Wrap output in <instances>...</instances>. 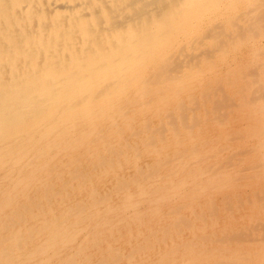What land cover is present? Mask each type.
<instances>
[{
	"label": "bare ground",
	"instance_id": "bare-ground-1",
	"mask_svg": "<svg viewBox=\"0 0 264 264\" xmlns=\"http://www.w3.org/2000/svg\"><path fill=\"white\" fill-rule=\"evenodd\" d=\"M221 1L230 3V0H0V264H264V184L258 188L257 186L254 188L251 187V190L253 189L251 198H247L248 194H246L247 197L244 196L246 197L244 200L242 196L235 194V191H233L234 194L232 193V195L234 197L225 200V202L222 200L223 209L221 211L223 217L221 218L222 220L220 219L222 222L219 220L220 213L218 208L214 206L212 202L213 199L209 200V202L207 201L208 206H206V212L202 213L199 209V213L193 214L194 220L184 218L180 216V214H173L175 217L166 220V215L164 217L158 214L159 217L156 216L157 218H155L159 221L158 224L147 226V224L144 223L147 226L144 235L140 234L138 240L134 238L135 241L131 240V234L133 232L130 233L132 229L128 228L131 221L129 225H127V221L125 223L123 219H131L133 221L142 220V214L140 215L136 207H134L137 200L135 204H133L134 202L131 203L130 206L133 204L132 207H128L132 192L128 190L131 188V186H128L130 181H125L122 178L125 174L129 173L128 168L121 166L122 164L117 162V156L125 152L128 147H131L130 145L128 146L127 135L124 136L123 133L126 130H130L131 134H133L132 130L135 128H133L135 119L131 112L138 108L142 109L148 103L154 106L150 102L152 101L151 98L157 100L159 95L162 94H160V91L162 89H168L169 85H174L175 83V90H177L179 82L181 81V70L177 66L174 67V69L178 68V70H174L175 72L172 73L169 68L176 61L179 60L181 62L176 56L175 51L180 49L185 56L186 54L188 56V54L192 52H189L190 49L187 44L191 37L186 38V35L191 32L198 33L199 27L206 30V26H209L208 24L211 22L213 25H218L219 21H217L218 23L214 22L217 18L214 19L210 16V13L213 12H209V10L217 3H221ZM240 1L243 2V4L245 3L246 9L249 8L248 10L251 11L253 16L256 15L255 13L258 14L260 12V14L256 16L259 20H263L261 16H264V10L262 11V9H264V0ZM235 2L234 4H239L237 3L238 0H235ZM229 3L226 4L228 7L230 6ZM232 4L233 3H231V6L235 7V5ZM243 4L241 3V5ZM221 5L222 8L226 6L223 4ZM225 10L226 9H224V12ZM248 10L239 11V14H234L233 17L235 18V22L238 19L247 24H245L246 27H240L241 24H238L239 27H235L240 29L243 28V31H245L244 28H246V32L249 34L250 30L247 26L250 25V21L248 20L249 22H245V20H243V18H245L243 16H247L246 12ZM229 11H227V13ZM233 11L234 10L231 9L232 13ZM243 12H245L246 15L243 14ZM253 16H249L251 21ZM229 21L230 19H228V22ZM251 23H253V21ZM257 23L258 24H254L255 26H253V24L249 26L252 30L249 35L257 30V26L260 25V23L264 27V21H260V23L258 21ZM221 24L222 22L219 24V28H222ZM231 24L234 25L232 22ZM212 28L213 26L211 29L207 27V29L211 30L209 34L206 32L207 30L201 33H207L206 36L210 35L208 37L214 40L213 43H216L222 36L224 39V36H227V40H229L228 34H230V31L228 34L224 33L227 34L224 35L221 33V30H219L221 34L218 33L216 27L213 29L214 31H212ZM238 28L235 30L239 31V33L240 31L242 32V30ZM261 31L264 30L261 29ZM258 32L259 30L255 31L254 34L258 35ZM260 32L259 34H261ZM244 33H242V36L240 33L237 37L239 38L241 36L242 38ZM262 34L258 37L260 38L263 36L264 40V35ZM203 36H192L196 38L190 41V46L191 43H193L192 46H196L195 48H197V46L204 47L203 44L205 41L203 38L205 36ZM230 37L231 36H229V38ZM223 38L222 41H225L226 39L223 40ZM232 38L235 40L236 37L232 35L230 43L232 42ZM227 40L225 42H227ZM244 40L246 39H243V41ZM253 40L255 41L256 38ZM220 41H217L219 43L218 45H220ZM254 41H250L251 44ZM234 42L236 43V40ZM262 42L263 41H261V43ZM212 45L213 44H211V46ZM253 46H255V43ZM213 47L214 45L212 48ZM216 47L215 45V48ZM219 48L220 47H218L217 50L221 49ZM223 48L226 49L224 44L222 46V49ZM204 49H206V47L203 49L201 48L202 51H200L199 48V51L202 53ZM206 50L208 51V49ZM261 50L259 48V54H263L264 49L262 50L263 52H261ZM212 51H216V49L213 48ZM255 51H258V49ZM225 52L227 51L222 50V53H220L225 54ZM205 54L202 53V55H204L202 56L203 58L206 56V58L210 57H208L209 54H207L206 51ZM190 55L193 56V53H190ZM247 55L249 56V54ZM243 56H245V54ZM181 57L183 59V55ZM249 57L254 58L253 56ZM252 58H250V60ZM187 59L186 62L190 65L192 58L187 57ZM258 59H260V57ZM232 60L233 59H231V61ZM197 62H199V60ZM251 62H256V59L255 61L251 60ZM211 63L213 64V62ZM256 64L258 65L259 63L257 62ZM262 64L264 66V63ZM262 64L260 63V66ZM193 65L197 66L195 64ZM182 66L183 68L185 67L184 65ZM251 67L254 72L256 69L253 65ZM190 68H193V66L190 65ZM242 68L239 70L241 73ZM258 68V71L264 69ZM167 70H169V72H167ZM246 70L248 71L249 68ZM252 70H250V74ZM253 72L251 76L248 75L251 79L255 77ZM252 75L254 77H252ZM214 76H216V74ZM187 77H189V75ZM256 79L254 80L256 81ZM260 79L264 80V73L260 76ZM254 80L252 84L256 85L259 83V80L256 82ZM207 81H204V83ZM202 83L203 82L199 84ZM247 84L246 86H248ZM255 85H253L252 88L250 87L251 91L254 89ZM240 86L241 89L238 90L237 93L235 91V95L231 96L229 94L228 97H223L226 95L223 94L222 89L221 94L224 100L219 99L218 101L217 97H214V100L220 103L218 105L222 104V106H216L211 112L216 108L217 110L219 108L224 110L225 108L224 111L230 113L229 110L231 111V109L244 104H249L253 109H257L256 106H259V103H261L258 111L263 115L258 118L262 119L264 117V97H259L257 100L253 96L256 97L254 92L261 89L262 86V90L264 91V84H262L261 87L259 84L256 85V91L253 90L254 92L252 93L254 94L253 96L250 95V88L244 90L245 86ZM192 88L193 87H191V89ZM193 90H195V88ZM215 90H218V86L213 88V95L215 94ZM262 90L259 91V93H262ZM191 93L188 95L186 94L187 98ZM221 94L219 95L221 96ZM199 95L200 97L202 96L200 93ZM207 96L208 94H205L204 99H207ZM181 97L179 98V103L178 100L176 102L173 100L178 106H180V104L182 106L183 104ZM190 97H194L192 100L194 103L193 105L196 107L193 106V108H198L196 96ZM173 98H175V96ZM207 100H209L212 105L216 104V101L212 100L211 97ZM254 100L256 101L254 102ZM171 104L172 103L169 105ZM178 106L177 108L181 111L180 109L182 107ZM185 108L189 107L185 106ZM185 108L183 107L182 110H185ZM205 110L206 109L203 107V112ZM167 112L168 110L165 113L167 114ZM206 112L207 110L204 114ZM217 112L219 111H216L217 117L212 114L211 119H213V121L219 120L221 124H223L221 120L223 113L221 112L222 114L220 116V112L219 114H217ZM226 112L223 115V121L226 119ZM183 114L181 117H185L186 120V116ZM179 115L180 113H178V116ZM178 116L171 112L166 118V124L171 126L172 124L174 125V123L176 124L177 118L180 117ZM193 116L194 115H192V117ZM218 116H220V118ZM192 117L190 118L192 119ZM258 118H256V120ZM158 119V121H160V118ZM181 119L186 125L185 120H183L184 118ZM193 120H191V123L195 121V123H197L195 117H193ZM204 120L206 119L204 118ZM180 121L179 125L182 126ZM217 121L215 123H219L218 125H220V122ZM261 121L262 126L259 125V122L258 125L260 128L258 131H255L256 133L250 131L247 134L249 141L254 143V148H252V143H249L251 146L248 144V147L252 148L249 151H252L248 154L249 157L246 161L241 163L242 159H239L241 162L237 161L236 164H238V166L236 167H231V165H236L235 163L229 165L226 163L225 165L222 164V166L217 164L216 170L225 172V178L227 180H231L233 179L232 176L234 177L239 174H245L249 180L257 178L258 176L256 174L261 175V178L262 175H264V119ZM139 122H141V119L138 123ZM145 122L146 120H143V122L139 123L140 127L138 125H136V127L138 126L139 130L143 127L145 129L144 131L150 134L156 131H152L151 129L154 125L150 129H146L148 127L145 126ZM158 123L159 126L157 127L159 128L162 122ZM226 123H228V121H226ZM194 125H186V129L188 130ZM157 127L156 129L158 130ZM173 128L174 127H172V129ZM161 129L163 128H159L160 132ZM175 130L177 131V129ZM171 132L174 131L172 130ZM184 132H186V130ZM233 132L236 133L235 130ZM134 135L135 134H133V136ZM156 135L157 134L150 137L156 139L158 137ZM190 136L189 139L191 142H188V145H190L189 147L192 145L195 147L193 143L196 142L192 143L191 140L193 135ZM225 136L228 138L230 135ZM239 136L240 135H237V139ZM147 137L148 136H146V138ZM234 137L236 138V135H234ZM143 140L145 139L143 138ZM96 141L101 147L96 146ZM178 141L180 140L176 142L178 143ZM157 142H159V140ZM208 142L211 143L210 141ZM143 143L144 141L142 144ZM180 143L181 142L178 143L179 146H181ZM203 143L201 144L203 145ZM114 144H116L117 147H114ZM198 145L200 144L198 143ZM220 145L222 146V144ZM146 146L148 148V145ZM221 146L219 148H221ZM225 146H227V143H225ZM132 147L130 149L133 150L132 152H134V155L137 157L139 154V152L137 153L138 148L136 149L135 146ZM152 147L153 155L151 153L152 150L149 153L151 156H154L155 153L159 151L157 149L158 147ZM163 147L160 149H164ZM173 148L175 149V147ZM176 148H178V145ZM198 148L199 147L195 149L197 150ZM222 148L224 147L222 146ZM225 148L219 151L222 152ZM185 149L183 150L182 148V151L184 152ZM215 149L212 148V152L215 153ZM171 150L172 148H170V151ZM207 150H200L199 152H201V154L198 156L194 155L193 158L195 159L196 157L197 159V161H194L201 162L204 156H206L205 159L208 158L207 153H209V151L207 152ZM146 151L147 150H144V152ZM96 152H98V154ZM193 152L196 153L193 149L189 153ZM239 152L240 150L238 153ZM147 155L149 154H146V156ZM156 155H158V153H156ZM181 155L182 154H180V156ZM199 156L201 161L198 158ZM155 157L154 159L156 160L154 163L156 166L163 164V158ZM177 157H179V153L175 156V159H172L176 160ZM210 157L208 159H211ZM140 158L141 156L138 155L136 163L134 164L135 172L131 183H133L135 189L139 191L136 193L142 195L143 198L147 194H149V196L152 194L155 195V200H160V198L162 201L166 200L165 195L162 197L161 189L158 187L160 185L165 187L164 190L167 191L168 189L166 194H168V198L169 196L171 198V194L180 187H183L185 182L189 179L188 173L178 176L180 172L178 170L183 168L181 161L175 162L174 165L172 164L173 167H170L174 172V174H170V178L171 175L174 177L177 175L178 177H172L174 179L173 181L170 180L172 182L169 184L165 181L162 182L160 178L161 175L159 176V174V177H157V175L154 177V174L161 173L160 171L152 175L149 174L150 171L148 173V168L144 171L141 166H138L140 165L138 164ZM164 158L166 159V156ZM184 158L185 157H182V159ZM221 158H223V156ZM146 159L143 158L142 160V166L144 167L148 166L145 162ZM148 160H150V158H148ZM168 160L169 159H167V162ZM169 161L172 160L170 159ZM191 162L193 161L191 160ZM216 162L217 160H215V165ZM91 163L94 165H90ZM165 164L168 165V163ZM204 165L207 166L208 162ZM163 167H165V165ZM209 167L207 166V169H205V167L202 168L203 172L205 171V173H208L215 169ZM168 168L169 166L167 169ZM184 169L181 171L183 172ZM197 169L199 171V168ZM90 170H93L96 175L102 174L101 177L98 176L100 180L101 178H104V182L110 180L109 184L101 189V191L98 190L99 187L94 183L95 181L89 179V176L95 177V174ZM196 172L194 169L195 176ZM213 172L211 175H215ZM166 173L169 172L166 171ZM149 175H152L151 181L145 184L144 180H148L147 178H150ZM106 178L109 180H106ZM196 178L197 177H195V179ZM128 179H131V176ZM87 180H89V185H81L83 183L85 184ZM100 180L98 182H100ZM220 180L217 181L221 182ZM233 181L231 184H233ZM219 182L214 183L218 185ZM223 183H225V181H223ZM196 184L198 183L196 182ZM235 184H233L234 187L241 186L243 183L241 185H238V182ZM253 184L255 183L253 182ZM194 185L193 188H195ZM242 186H244V184ZM150 187L152 188L151 191L149 190ZM244 187H246V184ZM193 188L190 190H193ZM80 189H82L81 191L84 190V198H79L80 195L75 198L73 195L71 202H69L68 199L67 202L64 203V201H66L64 198L69 197L76 190ZM197 189H195V191ZM209 189L210 188H208V190ZM220 189L221 188H219V190ZM59 191V194H62L61 192L65 194L61 199H59V197L57 198L59 195L57 192ZM99 192L103 193L101 194ZM109 193L117 199L116 202L118 205L111 202L112 197ZM216 195L218 197L220 194ZM223 197H226V195ZM176 198L177 197H175L174 200ZM189 201L191 202V200ZM148 202L150 203L152 200ZM175 203H173V205ZM158 204H160V202ZM122 205L124 206V212L127 213L123 215L124 217L122 216V220H119L121 218L119 212L121 208L119 207ZM153 205L154 208L157 207L155 204ZM241 205H246L248 208L236 216L234 211H239L237 208ZM174 207L177 206L175 205ZM192 208H194V206ZM169 209H171V207ZM143 211L145 210L143 209ZM162 212L164 211L162 210ZM172 212L175 211L172 209ZM192 212H194V210H192ZM240 219L243 220L240 221ZM113 221L116 223L113 224ZM207 222L211 224L219 223L220 228L218 231L203 230ZM137 223L138 224H135V226L141 224L139 222ZM117 224H119L118 227H115ZM119 228L121 231L123 228L126 229L121 233V231L119 232ZM137 228L141 229L140 226ZM102 232L104 233L103 235ZM109 236H111V238H109ZM115 238H117V240L118 238L121 239L123 243L128 244V242L130 243L131 241L133 243L120 251L116 244L121 240L117 243H113Z\"/></svg>",
	"mask_w": 264,
	"mask_h": 264
},
{
	"label": "rangeland",
	"instance_id": "rangeland-1",
	"mask_svg": "<svg viewBox=\"0 0 264 264\" xmlns=\"http://www.w3.org/2000/svg\"><path fill=\"white\" fill-rule=\"evenodd\" d=\"M237 1V0H236ZM216 2H218V1H216ZM215 2V3H216ZM214 3V4H215ZM226 2H223V1H221V3H217L215 6H213L212 7V9H210L209 10V12L211 11V12H213V13H210V16H212L214 19L215 18H217V20H215L214 22H216V23H218L217 21H219V23H218V25L222 22V24H221V26H222V28H219L220 27V25L218 26V25H213V24H211L212 26H213V28H212V31H214L213 29L216 27V30H218V33H220L219 32V30H221V33L222 34H224V33H227L228 34V32L230 31V34H228L229 36H231L232 37V35L234 36V37H236L235 38V40H236V43L234 42L235 40L232 38L231 40H232V42L230 43V38H229V36H228V39L229 40H227V36H224L225 37V39L227 40V42H225L226 40L223 38V36H222V38H223V40H225V41H222V38H220V39H218L219 41H220V45H218L219 43L216 41V43H213V41L214 40H212L211 39V37H208V36H210V35H208V36H206V34L208 33L209 34V32H211V30H209V29H211V25L210 24H208L209 26H206V30H204V29H202V28H198L199 30H198V33H194V32H191L190 34H187L186 35V38H189V37H191L190 38V40H189V42L187 43L188 44V46H189V52L190 51H192V52H190V53H193V56L192 55H190V53L188 54V56H187V54H186V56H185V54L183 53V51L182 50H180V49H178L177 51H175L176 52V56L178 57V59H180L181 60V62L178 60V61H176L174 64H172L171 65V67H169L170 68V71L173 73V72H175L174 70H178V68L181 70V81L179 82V86H178V88H177V90H175V83H174V85H169V88H170V90H169V88L168 89H162L161 91H160V94L161 95H159V97H158V99L157 100H154L153 98H151L152 99V101H150L154 106H152L151 104H146V106L145 107H143L142 109L141 108H138V109H136V110H134L133 112H131V114H132V116H134V119H135V124H133V128L135 129H133L132 130V132H133V134H135L134 136H133V134H131V132H130V130H126L125 132H123L124 133V136L125 135H127V140H128V146L130 145L131 147L132 146H135L136 147V149L138 150L137 151V153L139 152V156H141V158H140V160H138V164H140V165H138V166H141L142 168H143V170L144 171H146L147 170V168H148V173H149V171H150V173L149 174H154V173H156L157 171L159 172H161V173H156V174H154V177H156V175H157V177H159L160 175V178H161V180H162V182L163 181H165V182H167V183H171L172 181H173V179L175 178V177H178L179 175H182V174H187L188 173V180H187V182H185V185L183 186V187H180L178 190H175L174 191V193H172L171 194V198H170V196H169V198H168V194H166L167 192H168V189H167V191L166 190H164V186L163 185H160V186H158L159 187V189H161L160 191H161V193H162V197L165 195V197H166V200H163L162 201V199L160 198V200H155V195H150L149 196V194H147V195H145L144 196V198H143V196L142 195H139L138 193H136V192H139L137 189H135V187H134V185H133V183H131L132 182V180H133V178H134V172H135V166H134V164L136 163V160H137V158H138V155H137V157L134 155L135 153L134 152H132L134 149H133V147H132V149L133 150H131L129 147L127 148V150L125 151V152H123L122 154H120L119 156H117V162H119L120 164H122L121 166H125V167H127L128 168V172L129 173H127V174H125V176H123L122 178L125 180V181H127V180H129L130 182L128 183V186L130 187L131 186V188H129L128 190L129 191H132L131 192V200H130V202H129V206L128 207H132L133 206V204H135V201H136V205H134V207H136V209H137V211H138V213H140V215H141V217H142V220L141 221H133V220H131V219H125V218H123L124 216L123 215H126V213L124 212V206L122 205L121 207H119V208H121L120 210L121 211H119L120 212V216H121V218L119 219V220H122V218L125 220V223H126V221H127V225H129V222H130V226L128 227V228H130V229H132L131 231H130V233H132L131 234V240L132 241H135L134 240V238L136 239V240H138V238L140 237V234H143L144 235V231H145V229H146V227L147 226H154V225H156V224H158V220H156L155 218H157V217H159V215L160 216H164L165 217V215H166V220H169V218L171 219L172 217H175L173 214H175V215H179L180 214V216H183L184 218H187V219H190V220H194V215H195V213H199L200 212V210L202 211V213L203 212H206L207 211V207L206 206H208V202H209V200H212L213 199V204H214V206L215 207H217L218 208V211H219V213H220V218H219V220L223 217L222 216V204H223V201L225 202V200H228V199H230V198H232V197H234L233 195H232V193H233V191H235V194H237V195H240V196H242V198H244V200L246 199V197L247 198H251V196L253 195H251V193H253L252 191H253V189L251 190V187L252 188H254V187H256L257 186V188L258 187H260V186H262L263 184H264V175H262V178H261V175H258V174H256L258 177L257 178H255V179H252V180H249L247 177H246V175L245 174H239V175H236V176H232V178L233 179H231V180H227L225 177V172H221V171H218V170H216V167L218 166V165H220V166H222V164H232V163H237V161L238 162H241V160H239V159H242V162L241 163H243L244 161H246L247 159H248V154H250V152L252 151H249L250 149H252V148H254V143H252V141L250 142L249 141V139H248V133L250 132V131H252V132H254V133H256L255 131H258L259 130V128H260V126H262V121L261 120H263L264 119V117L261 119V118H258V117H262L261 115H263L262 113H260L258 110L260 109L259 107L261 106V103H259V106H256L257 107V109L256 108H254L253 109V107H251V106H249V104H244V105H241V106H237L236 108H234V109H231V111L229 110V112L230 113H227L226 111H224L225 110V108H224V110L222 109V108H219L218 110H217V108L213 111V112H211L212 111V109L213 108H215L216 106H222V104L221 105H218V104H220V103H218L216 100H214V97L216 98L217 97V99H218V101H219V99H221V100H224V99H222V94H221V91H222V89H223V94H225L226 96H223V97H228L229 96V94L231 95V96H233V95H235V91H236V93H237V91L238 90H240L241 89V86L240 85H242V87L243 86H245V88H244V90L245 89H247V88H252V86L253 85H255V84H252V82H253V80L254 79H256V78H259V79H256V81L257 80H259V86L261 87L262 86V84H264V80H262V79H260V76H262V74L264 73L263 71H264V69H261V68H264V66H263V64L262 63H264V52L262 51L263 49H264V45H262V44H264L263 42H264V40H263V36H261L260 38L258 37V36H260L262 33H264V31H261V29H263L264 30V27L261 25V23H260V21H264V16L262 15L261 17L263 18V20H259V18L257 17L258 16V14H260V12L257 14V13H255L256 15L255 16H253V14H251V11L250 10H248V9H246V6H245V3L243 4V2H241L240 0H238V2L237 3H239L238 5H236V4H234V3H236L235 2V0H230V3H229V5L231 6V3H233L234 5H235V7L234 6H229L228 7V5H226V4H228V3H226ZM241 3L243 4V5H241ZM221 4H223V5H226V6H223V8L221 7L222 5ZM232 4V5H233ZM239 5H241V6H239ZM238 6V7H237ZM244 6H245V8H244ZM240 7V8H239ZM214 9V10H213ZM224 9H226L225 10V12H224ZM231 9L232 10H234L233 11V13L231 12ZM213 10V11H212ZM220 10V11H219ZM222 10V11H221ZM230 10V11H229ZM242 10H248L246 13H247V16H243V17H245V18H243L242 16V18H243V20H245V22H249V26H251L252 24H253V26H255L254 24L256 23V24H258L257 22L259 21V23H260V25L262 26H260V25H258L257 27L258 28H261V29H258L257 28V30H259V32L261 33V34H259V32H258V35L256 34H254L255 33V31H257V30H255L254 31V33H252L251 35H249L250 33H251V27H249V26H247L248 28H249V30H250V33L248 34L247 32H246V28H244V30L245 31H243V28H238L239 26H238V24H241V26L240 27H246V23H244V21L242 22V20H236V22H235V18L233 17L234 16V14H239V11H242ZM264 9H262V11H263ZM227 11H229L228 13H227ZM237 11V12H236ZM208 12V13H209ZM231 12V13H230ZM249 12V13H248ZM216 13V14H215ZM215 14V15H214ZM232 16H231V15ZM243 14H245V12H243ZM249 14V15H248ZM261 14H263V13H261ZM246 15V14H245ZM223 16V17H222ZM225 16V17H224ZM231 16V17H230ZM249 16H253V18H252V21H253V23H251L252 21L250 20V18H249ZM222 17V18H221ZM239 17H240V15H239ZM247 17V18H246ZM260 17V16H259ZM220 18V19H219ZM230 19V21L232 22V23H234V25L233 24H231V22L229 21L228 22V19ZM238 18V17H237ZM241 18V19H242ZM256 18V19H255ZM261 19V18H260ZM249 20V21H248ZM256 20V21H255ZM258 20V21H257ZM212 21V20H211ZM224 21H226V22H224ZM213 22V23H214ZM228 23V24H227ZM246 24V25H245ZM231 25H233V26H231ZM264 25V24H263ZM201 26V25H200ZM211 26V27H210ZM235 26H238V27H235ZM207 27H209V29H207ZM219 28V29H218ZM230 28V29H229ZM236 28H238V29H240V30H242V32L240 31V33H239V31H236L235 29ZM255 29V28H254ZM209 30V31H208ZM233 30V31H232ZM203 31H206L207 33H205V34H202L203 33ZM235 31V32H234ZM202 32V33H201ZM238 32V33H237ZM245 32V33H244ZM220 33V34H221ZM237 33V34H236ZM242 33H244L243 34V37L241 38V36H242ZM247 33V34H246ZM227 34H224V35H227ZM232 34V35H231ZM239 34L241 35L239 38L237 37V35L239 36ZM196 35H201V36H203L204 38H203V40L205 41L204 42V44H203V46L204 47H201V46H197V48H195L196 46H192V44L193 43H191V46H190V41L192 40V39H194V38H196V37H192V36H196ZM247 35V36H246ZM262 35H264V34H262ZM253 38H252V37ZM255 36H257V37H255ZM256 38V40L254 41L253 39H255ZM243 39H246V40H244L243 41ZM242 42H241V41ZM263 41L262 43H261V41ZM247 41V42H246ZM250 41H254V42H252V44H251V42ZM250 42V43H249ZM222 43V44H221ZM229 43H230V45H229ZM233 43V44H232ZM249 43V44H248ZM254 43H255V46H253L254 45ZM259 45H258V44ZM211 44H213L214 45V49H216V51H212L213 50V48H212V46H211ZM223 44H224V46H226V49H222V46H223ZM215 45L217 46L216 48H215ZM243 45V46H242ZM257 45V46H256ZM210 46V47H209ZM234 46V47H233ZM262 46H263V48H262ZM206 47V49H208V51L206 50V49H204V51L202 52V53H204L205 54V51L207 52V54H209L208 55V57L209 58H206V57H202V56H204V55H202V53L200 52V51H202L201 50V48L203 49V48H205ZM218 47H220L219 49L220 50H217L218 49ZM256 47V48H255ZM258 47V48H257ZM191 48H192V50H191ZM199 48H200V51H199ZM212 48V52L210 51V49ZM233 48V49H232ZM252 48V49H251ZM255 48V49H254ZM259 48H260V50H261V52H263V54L261 53V54H259ZM228 49V50H227ZM235 49H237V50H235ZM245 49V50H244ZM256 49H258V51H255ZM222 50H226L227 52H225V54H221L222 53ZM198 51V52H197ZM238 51V52H237ZM239 51H241V52H239ZM177 52H178V54H177ZM180 52V53H179ZM208 52H211V53H208ZM221 52V53H220ZM237 52V53H236ZM258 52V53H257ZM195 53V54H194ZM224 53V52H223ZM226 53H227V55H226ZM210 54H212V55H210ZM230 54V55H229ZM245 54V56H243ZM247 54H249V56H253L254 58H252V57H249ZM254 54H255V56H254ZM257 54H259V55H257ZM180 55V56H179ZM183 55V59H182V56ZM206 55V54H205ZM247 55V56H246ZM262 55H263V57H262ZM185 56V57H184ZM212 56V57H211ZM233 56V57H232ZM187 57H191L192 59H191V62H190V65L191 66H193V68H190V65L189 64H187L188 62H186V60H188L187 59ZM197 57H198V59H197ZM233 59L232 61H231V59ZM240 57V58H239ZM243 59H242V58ZM247 57V58H246ZM249 57V58H248ZM260 57V59H258ZM224 58V59H223ZM229 58V59H228ZM238 58V59H237ZM250 58H252L251 60H254L255 61V59H256V62H251V60H250ZM195 59V60H194ZM227 59V60H226ZM257 59H258V61H257ZM184 60H185V62H184ZM199 60V62H197ZM212 60V61H211ZM250 60V61H249ZM213 62V64L211 63V62ZM226 61V62H225ZM260 61H263V62H260ZM183 62V63H182ZM193 62V63H192ZM204 62V63H203ZM223 62V63H222ZM229 62H231V63H229ZM259 63L258 65L256 64V63ZM186 63V64H185ZM219 63H221V64H219ZM225 63V64H224ZM253 63H255V64H253ZM260 63L262 64L261 66H260ZM181 64V65H180ZM193 64H195V65H197V66H194ZM229 64V65H228ZM182 65H184L185 67L183 68V66ZM199 65V66H198ZM222 65V66H221ZM253 65V67L256 69H254L255 71V73L253 72V68L251 67ZM257 66V67H255V66ZM178 66V68H176V69H174V67H177ZM187 66V67H186ZM204 66V67H203ZM244 67V68H242V67ZM246 66V67H245ZM181 67V68H180ZM208 67V68H207ZM224 67H226V68H224ZM239 67V68H238ZM258 67H260V69L261 70H259L258 71ZM197 68V69H196ZM206 68V69H205ZM219 68V69H218ZM242 68V73H241V71H239L240 69ZM247 68H249V70L247 71L246 69ZM172 69H173V71H172ZM197 71H196V70ZM218 69V70H217ZM220 69H221V72H220ZM238 69V70H237ZM183 70V71H182ZM213 70V71H212ZM215 70V71H214ZM223 70V71H222ZM250 70H252L251 71V74H252V72H253V74L255 75V77L252 75V77H254V79L252 78L251 79V77H249V76H251V74H250ZM210 71H212V72H210ZM234 71V72H233ZM263 73H262V72ZM167 72H169V70H167ZM210 72V73H209ZM233 73V74H232ZM262 73V74H261ZM176 74V73H175ZM174 74V75H175ZM189 75V77H187L188 75ZM199 74V75H198ZM202 74H204V75H202ZM216 74V76H214ZM242 74V75H241ZM245 74V75H244ZM195 75V76H194ZM209 75V76H208ZM228 75V76H227ZM240 75H241V77H240ZM249 75V76H248ZM260 75V76H259ZM225 76V77H224ZM237 76V77H236ZM167 77V76H166ZM240 77V78H239ZM244 77V78H243ZM177 78V77H176ZM223 78V79H222ZM186 79V80H185ZM199 79V80H198ZM201 79V80H200ZM220 79V80H219ZM239 79V80H238ZM243 79H245V80H243ZM177 80V79H176ZM198 80V81H197ZM207 81L206 83H204V81ZM247 80H249V81H247ZM261 80V81H260ZM194 81V82H193ZM197 81V82H196ZM215 81V82H214ZM226 81H227V83H226ZM228 81H229V84H228ZM247 81V82H246ZM255 81V80H254ZM255 81V82H256ZM190 82V83H189ZM201 82H203L202 84H199V83H201ZM210 82V83H209ZM249 82V83H248ZM184 83V84H183ZM219 83V84H218ZM248 83V84H247ZM254 83V82H253ZM261 83V84H260ZM183 84V85H182ZM197 84V85H196ZM246 84L248 85V86H246ZM251 84H252V86H251ZM258 84H256V85H258ZM205 87H204V86ZM256 85L254 86V89H252V91H251V88L249 89V91H250V95H256V97L255 96H253L254 98H258L259 99V97L260 98H263L264 97V91L262 90L263 89V86H262V88L261 89H258V91H256ZM195 86V87H194ZM200 86H201V88H200ZM215 86H218V90H215V94L213 95L212 94V91H213V88L215 87ZM221 88H220V87ZM238 86V87H237ZM258 86V87H259ZM191 87H193L192 89H191ZM204 87V88H203ZM213 87V88H212ZM237 87V88H236ZM187 88H189V89H187ZM195 88V90H193ZM200 88V89H199ZM203 88V89H202ZM206 88V89H205ZM234 88H236V89H234ZM186 89V90H185ZM199 89V90H198ZM202 89V90H201ZM216 89V88H215ZM169 90V91H168ZM180 90V91H179ZM185 90V91H184ZM192 90V91H191ZM211 90V91H210ZM253 90H255L256 92H254ZM263 91L262 93H259V91ZM175 91V92H174ZM178 93H177V92ZM192 93H191V92ZM199 91V92H198ZM207 91H209V92H207ZM182 92V93H181ZM187 92V93H186ZM191 93V95H189L188 96V98H189V100H188V98H187V95L189 94V93ZM201 92H203V93H201ZM218 92V93H217ZM254 92V94H252ZM158 93V92H157ZM165 93V94H164ZM199 93L202 95L201 97H200V95H199ZM214 93V92H213ZM259 93V94H258ZM167 94V95H166ZM174 94V95H173ZM183 94V95H182ZM187 94V95H186ZM204 94V95H203ZM205 94L207 95L208 94V96L206 97L207 99L209 98V97H211V99L212 100H214V101H216L215 103L217 104H214V105H212V103L211 102H209V100H207V99H204L205 98ZM219 94H221V96L219 95ZM258 94V95H257ZM180 95V96H179ZM213 95V96H212ZM175 96V98H173V97ZM181 96H183V97H181ZM190 96H196V101H197V106H199L198 108H193V100L192 99H194V97L193 98H191ZM181 97V100L183 101V104L185 105V106H187V107H189V108H193V109H189V108H185V106L182 104V106H181V104H180V106H178V104H176L175 102L178 100V103H179V98ZM213 97V98H212ZM168 98V99H167ZM170 98V99H169ZM173 98V99H172ZM191 98V99H190ZM166 99V100H165ZM203 99H204V102H203ZM257 99V100H258ZM164 100V101H163ZM170 101V103H172L171 105H169L170 103H169V101ZM172 100V101H171ZM175 102H174V101ZM191 100V101H190ZM162 101H163V103H162ZM195 101V100H194ZM256 100H254V102H255ZM161 102V103H160ZM164 102H166V103H164ZM200 102V103H199ZM202 102H203V106H202ZM251 102H253V101H251ZM250 102V103H251ZM161 105H160V104ZM182 103V102H181ZM167 104V105H166ZM196 104V103H195ZM210 104V105H209ZM157 106V109H156V106ZM160 105V106H159ZM165 107H164V106ZM169 105V106H168ZM211 105H212V107H211ZM177 106L178 107H184L185 108V110H182V108L180 109L181 111H179V108H177ZM162 107V108H161ZM174 107V108H173ZM194 107H196V106H194ZM203 107L207 110V112L204 114V112L206 111H204L203 112ZM211 107V108H210ZM160 110H159V109ZM165 108H167V109H165ZM209 110H208V109ZM153 109V110H152ZM163 109H165V110H163ZM152 110V111H151ZM157 110H159V111H157ZM162 110V111H161ZM168 110V112H167V114L165 113L166 111ZM171 110V111H170ZM195 110H196V112H195ZM221 110H223V111H221ZM253 110H254V112H253ZM165 111V112H164ZM175 111V112H174ZM188 111V112H187ZM193 111V112H192ZM216 111H219L220 112V116H221V114L223 113V115H224V113L226 112V119L223 121V115H222V117H221V120H222V123L223 124H221V122H220V125H218L219 123H215L216 121L214 120L213 121V119H211L212 118V114H214L215 115V117H217V115H216ZM143 112V113H142ZM151 112V113H150ZM164 112V113H163ZM170 112V113H169ZM171 112L172 113H175V114H177V116H178V113H180V117L179 118H177V120H176V124L174 123V125L172 124V126L171 125H167L166 124V118H167V116H168V114H171ZM181 112H182V114L184 115V116H186V120H185V117H181ZM219 112H217V114H219ZM222 112V113H221ZM247 112V113H246ZM148 113V114H147ZM194 113V114H193ZM143 114V115H142ZM146 114V115H145ZM160 114H161V116H160ZM186 114V115H185ZM249 114V115H248ZM143 117H142V116ZM148 115V116H147ZM159 115V116H158ZM167 115V116H166ZM192 115H194L193 117H195L196 118V120H197V123H195V122H193V123H191V120H193V117H192ZM239 115V116H238ZM156 116H157V118H156ZM220 116H218L219 118H220ZM146 117H148V118H146ZM190 117H192V119L190 118ZM158 118H160V121H158L159 119ZM181 118H184L183 120H185V122H186V125H189V124H191V126L192 125H194L193 127H191V128H189L188 130L186 129L187 128V126L185 125V123H184V121H182V119ZM204 118L206 119V120H204ZM214 118V117H213ZM256 118H258L257 120H256ZM141 119V122H143V120L145 121L146 120V122H145V126L146 127H148V128H146V129H150L153 125V127L151 128L152 129V131H154V130H156V131H154V132H151L152 134H150L149 132H146V131H144L145 129L143 128V127H141V131L139 130V123H141V122H139L138 123V121ZM148 119V120H147ZM179 119V120H178ZM180 119H181V121H180ZM218 119V118H217ZM252 119V120H251ZM255 119V120H254ZM150 120V121H149ZM179 121L182 123V126L181 125H179ZM194 121V120H193ZM217 121V122H218ZM226 121H228V123H226ZM244 121V122H243ZM246 121H249V122H246ZM158 122H162V123H160L161 125H160V127L159 128H163V129H161V132H160V130H159V128L157 127V126H159V123ZM243 122V123H242ZM251 122V123H250ZM253 122H254V124H253ZM256 122V123H255ZM259 122H260V124H259ZM180 123V124H181ZM226 123V124H225ZM237 123V124H236ZM238 123H240V124H238ZM257 126H256V125ZM260 126H259V125ZM136 125H138L137 127H136ZM223 125V126H222ZM228 125H229V127H228ZM232 125V126H231ZM178 126V127H177ZM181 126V127H180ZM156 127L158 128V130L156 129ZM172 127H174L173 129H172ZM177 127V128H176ZM189 127V126H188ZM213 127V128H212ZM169 128H171L174 132H171L172 130L171 129H169ZM250 128V129H249ZM261 128H263V127H261ZM143 129V130H142ZM175 129H177V131L175 130ZM198 129V130H197ZM252 129V130H251ZM138 130H139V132H138ZM186 130V132H184ZM228 130H229V133H228ZM230 130H232V131H230ZM235 130V132L236 133H234L233 131ZM135 131H137V132H135ZM163 131V132H162ZM189 131V132H188ZM196 131H197V133H196ZM226 131V132H225ZM240 131V132H239ZM247 131V132H246ZM130 132V133H129ZM143 132H146V133H143ZM158 132V133H157ZM178 132V133H177ZM188 132V133H187ZM192 132V133H191ZM129 133V134H128ZM141 133H143V134H141ZM187 133V134H186ZM232 133V134H231ZM155 134H157L156 136H158L156 139H152L150 136H152V135H155ZM163 134V135H162ZM178 134V135H177ZM193 135V138L195 139V140H197V141H195L193 138L191 139L192 140V143L193 142H196V143H193V144H195V147L192 145L191 147H189L190 145H188L189 143L188 142H191L190 141V139H189V137H191L190 135ZM140 135V136H139ZM225 135H230V136H228V138L225 136ZM232 135H233V137H232ZM234 135H236V138L234 137ZM237 135H240L242 138H245V139H242L240 136L238 137V139H237ZM132 136V137H131ZM143 136V137H142ZM146 136H148L147 138H146ZM160 136V137H159ZM172 136V137H171ZM174 136V137H173ZM176 136H178V137H176ZM221 136V137H220ZM142 139H140V138ZM150 137V138H149ZM198 137V138H197ZM212 137V138H211ZM214 137V138H213ZM132 138H134V139H132ZM138 138H139V140H138ZM143 138L146 140H143ZM232 138V139H231ZM240 138V139H239ZM162 139V140H161ZM200 139V140H199ZM206 139H208V140H206ZM223 139V140H222ZM229 139H231V140H229ZM235 139V140H234ZM131 140H132V142H131ZM159 140V142H157ZM163 140H164V142H163ZM177 140H180V141H178V143L179 142H181L180 143V145L181 146H179V144L176 142ZM207 141V142H205V141ZM213 142H212V141ZM214 140H217V141H214ZM221 140H222V142H221ZM225 140V141H224ZM135 141V142H134ZM140 141V142H139ZM144 141V143L142 144V142ZM149 141V142H148ZM155 141V142H154ZM161 141H162V143H161ZM174 141V142H173ZM202 141V142H201ZM203 141H204V143H203ZM208 141H210L211 143H209ZM228 141V142H227ZM115 142H116V140H115ZM218 142V143H217ZM219 142H221V143H219ZM117 143V142H116ZM138 143V144H137ZM154 143V144H153ZM158 143V144H157ZM159 143H160V145H159ZM185 143H186V145H185ZM198 143L200 144V145H202L201 143H203V145L202 146H200V145H198ZM206 143H208V144H206ZM225 143H227V146H225ZM229 143V144H228ZM249 143H252V148L251 147H248V144ZM135 144V145H134ZM140 144V145H139ZM217 144V145H216ZM220 144H222V146L225 148H228V149H226L225 148V150H223L222 152L221 151H219V150H222V149H224V148H222V146L220 145ZM115 145V146H114ZM113 146L114 147H117L116 146V144H114ZM142 145V146H141ZM143 145H145V146H143ZM146 145H148V148H147V146ZM177 145H178V148H176L177 147ZM211 145H212V147H211ZM216 147H215V146ZM250 146H251V144H249ZM96 146L97 147H101V145L96 141ZM152 146H154L155 148L156 147H158L157 149H158V151L159 152H156V153H158V155H156V153H155V155L154 156H151V154L149 153V152H151V148H153ZM161 146V147H160ZM164 146V147H163ZM167 146V147H166ZM210 146V147H209ZM221 146V148H219ZM236 146V147H235ZM164 148V149H160V148ZM173 147H175V149L177 150H175ZM186 147H188L189 148V150H188V148H186ZM197 147H199L197 150L195 149V148H197ZM206 147H208V148H206ZM231 147V148H230ZM170 148H172V150L170 151ZM181 150H180V149ZM182 148H183V150L185 149V151L183 152L182 151ZM204 148V149H203ZM212 148H216L215 149V153L214 152H212ZM233 148V149H232ZM157 149H156V151H157ZM193 149V151H195L196 153H189V152H191V150ZM195 149V150H194ZM208 149V150H207ZM242 149H245V150H242ZM144 150H147L146 152H144ZM160 150H161V153H160ZM166 150H168V151H166ZM200 150H207V152L209 151V153H207V157L209 158L210 157V152H211V159H208V158H206L205 159V157L206 156H204L203 157V159H202V161H201V159H200V156L198 157L199 159H200V161L201 162H196L197 161V159H196V157H195V159L193 158L194 157V155H196V156H198L199 154H201V152H199ZM231 150V151H230ZM240 150V152L238 153V151ZM100 151V150H99ZM98 151V152H99ZM180 151V152H179ZM182 151V152H181ZM189 151V152H188ZM220 153H219V152ZM241 151H244V152H241ZM98 152H96L97 154H98ZM165 153V154H163V153ZM171 152V153H170ZM199 152V153H198ZM217 152V153H216ZM232 152V153H231ZM152 155H153V150H152ZM177 153V154H176ZM178 153H179V157H177L176 158V160H174L175 159V156H177L178 155ZM187 153H189V154H187ZM225 153V154H224ZM228 153V154H227ZM240 153H241V155H240ZM244 153V154H243ZM146 154H149V155H147L146 156ZM162 155V156H160V155ZM168 154V155H167ZM173 154V155H172ZM175 154V155H174ZM180 154H182L181 156H180ZM191 154V155H190ZM212 154H213V157H212ZM214 154H216V155H214ZM219 154V155H218ZM231 154H232V156L234 157H232L231 156ZM164 155V156H163ZM172 155V156H171ZM188 157H187V156ZM226 155V156H225ZM228 155V156H227ZM235 155V156H234ZM126 158H125V157ZM144 156H146V157H144ZM156 156V157H155ZM166 156V159L164 158ZM223 156V158H221ZM154 157L155 158H163V160H162V163L165 165V167H163L164 165L163 164H160L159 166L157 165H155V160L156 159H154ZM182 157H185L184 159H182ZM187 157V158H186ZM216 157V158H215ZM227 157V158H226ZM233 159H232V158ZM240 157V158H239ZM243 157V158H242ZM124 159V161H123V159ZM143 158L144 159H146L145 160V162H146V164L148 165V166H146V167H144V166H142V160H143ZM148 158H150V160H148ZM172 158H174V159H172ZM179 158V159H178ZM222 160H221V159ZM237 158H238V160H237ZM126 159V160H125ZM167 159H171L172 161H169L168 160V162H167ZM214 159V160H213ZM189 160V161H188ZM191 160L193 161V162H191ZM194 160H196V161H194ZM206 160H208V161H206ZM215 160H217V162H216V165H215ZM232 162H231V161ZM164 161V162H163ZM178 161H181L182 162V165H183V168L181 169V170H183L184 169V167H185V169L187 170V171H189V172H187L185 169H184V171L182 172L181 170H178V171H180L179 173H178V176L176 175L175 177L174 176H172L171 175V178L172 177H174V178H170V174H174V172H173V170H171V168L173 167L172 166V164L174 165V163L175 162H178ZM187 161H188V163H187ZM205 161V162H204ZM213 161V162H212ZM223 161H224V163H223ZM226 161V162H225ZM96 162H97V159H96ZM126 162V163H125ZM189 162H191V163H189ZM207 162H208V167L210 166V167H212L211 169H213V168H215V169H213V170H211L210 172H208V173H205V171L203 172V170H202V168H204L205 167V169H207V166H205L204 164H207ZM210 162H211V164H210ZM219 162V163H218ZM165 163H168V165L167 164H165ZM187 163V164H186ZM200 163V164H199ZM246 163V162H245ZM97 164V163H96ZM170 164V165H169ZM194 164V165H193ZM197 164V165H196ZM202 164V165H201ZM214 164V165H213ZM218 164V165H217ZM90 165H94L93 163H91ZM163 165V166H162ZM188 165V166H187ZM191 165H192V167H191ZM211 165H213V166H211ZM130 166V167H129ZM150 166H152V167H150ZM162 166V167H161ZM169 166V168L167 169V167ZM198 166H200V167H198ZM202 166V167H201ZM232 166H234V167H236V166H238V164H236V165H231V167ZM134 167V168H133ZM156 167V168H155ZM157 167H158V169H157ZM171 167V168H170ZM190 167V168H189ZM195 167V168H194ZM209 167V168H210ZM133 168V169H132ZM146 168V169H145ZM164 168V169H163ZM193 168V169H192ZM197 168H199V171H198V169ZM208 168V169H209ZM150 169V170H149ZM156 169V170H155ZM163 169V170H162ZM193 170V172H192V170ZM194 169H195V172L196 171H198V172H196V176L194 175L195 173H194ZM197 169V170H196ZM155 170V171H154ZM169 170V171H168ZM190 170H191V173H190ZM90 171H92L93 172V170H90ZM166 171L167 172H169V173H166ZM170 171H171V173H170ZM214 171V172H213ZM215 173V175H211V173ZM94 173V172H93ZM97 173V172H96ZM164 173H166V174H164ZM190 173V174H189ZM193 173V174H192ZM222 173H224V174H222ZM95 174V173H94ZM158 174H159V176H158ZM194 175V176H192V175ZM204 174H208V175H204ZM101 175L102 174H100V175H96L95 174V177H92V176H89V179L90 180H92V181H95L94 183H96V185L99 187V191H101V189H103L105 186H107L108 184H109V182H110V180L108 179V178H106V180H109V181H103L104 180V178H101V180H100V177H101ZM152 175H149V177L150 178H147L148 180H144L145 181V184L147 183H149L150 181H151V177H152ZM165 175V176H164ZM167 175V176H166ZM169 175V176H168ZM199 175H201V176H199ZM245 175V176H244ZM98 176H100V177H98ZM131 176V179H128L129 177ZM162 176H164V177H162ZM189 176H191V177H189ZM199 176V177H198ZM244 176V177H243ZM187 177V176H186ZM195 177H197L196 179H195ZM235 177H236V179H235ZM209 178V179H208ZM211 178H212V180H211ZM214 178V179H213ZM241 178V179H240ZM97 179V180H96ZM167 179H168V181H167ZM193 179H194V181H193ZM198 179V180H197ZM221 179V180H220ZM223 179H225V180H223ZM237 179H238V181H237ZM243 179V180H242ZM100 180V182H98ZM170 180H172V181H170ZM197 180V181H196ZM217 180H220L221 182H219V181H217ZM233 180H235V181H233ZM190 181H192V182H190ZM205 181V182H204ZM223 181H225V183H226V185H225V183H223ZM226 181H228V182H226ZM232 181H233V184H235V183H237L238 182V185L240 184H244V186H245V184H246V187H244V186H236V187H234V185L233 184H231L232 183ZM237 181V182H236ZM255 181H257V182H255ZM98 182V183H97ZM161 182V181H160ZM161 182V183H162ZM196 182L198 183V184H196ZM200 182H202V183H200ZM207 183V184H204V183ZM211 184H210V183ZM218 183L219 182V184L217 185V184H215V183ZM245 182V183H244ZM248 182V183H247ZM253 182L255 183V184H253ZM260 182V183H259ZM174 183V182H173ZM213 183H214V185H213ZM90 183H89V180H87L86 182H85V184L83 183V184H81V185H84V186H86V185H89ZM105 184V185H104ZM195 184V185H194ZM200 184V185H199ZM204 186H203V185ZM229 184V185H228ZM100 185V186H99ZM187 185V186H186ZM189 185H191V186H189ZM193 185L195 186V188H193ZM207 185V186H206ZM210 185H211V187H210ZM215 185H217L216 187H214ZM235 185H237V184H235ZM166 186H167V184H166ZM203 186V187H202ZM205 186H206V188H205ZM213 186V187H212ZM197 187H198V189H197ZM200 187H202V188H200ZM227 187V188H226ZM244 187V188H243ZM134 188V189H133ZM188 188H189V190H188ZM191 188H193V190H190ZM208 188H210V189H212V190H208ZM219 188H221L220 190H219ZM223 188H225V189H223ZM249 188V189H248ZM195 189H197L198 190V192H197V190L195 191ZM201 189H203V190H201ZM205 189V190H204ZM207 189V190H206ZM217 189V190H216ZM82 189H80V190H76L72 195H70L69 197H66V198H64V200H66V201H64V203H66L67 202V200L69 199V202H71L72 201V197H73V195L75 196V198H77L76 196H78V195H80L79 196V198L81 197V198H84V190L83 191H81ZM108 190H111V189H108ZM135 192H134V191ZM150 191L152 190V188L150 187V189H149ZM180 190V191H179ZM185 190V191H184ZM216 190V191H215ZM105 191H107V190H105ZM194 193H193V192ZM213 193H212V192ZM206 192H208V193H212V194H208V193H206ZM215 192H217V193H215ZM58 194L60 193V191L59 192H57ZM57 193H55V194H57ZM62 194H59L58 196H57V198L59 197V199H61L62 197H64V193L63 192H61ZM99 193H103V192H99ZM133 193H135V194H133ZM149 193H151V192H149ZM165 193V194H164ZM192 193V194H191ZM195 193H197V194H195ZM83 194V195H82ZM110 194V193H109ZM176 194V195H175ZM216 194H220L218 197H217V195ZM234 194V193H233ZM246 194H248L247 196H246ZM159 195V194H158ZM197 195V196H196ZM224 195H226V197H223ZM110 196L112 197V203H114V204H117L118 205V203L116 202L117 201V199H115L114 198V196L112 195V194H110ZM184 196H185V198H184ZM202 196V197H201ZM244 196H246V197H244ZM134 197H136V198H134ZM137 197H138V199H137ZM140 197V198H139ZM175 197H177L175 200H174V198ZM183 197V198H182ZM191 197H193V198H191ZM195 197V198H194ZM198 197V198H197ZM207 198V200H206V198ZM229 197V198H228ZM74 198V199H75ZM189 198V199H188ZM200 198V199H199ZM203 198V199H202ZM205 198V199H204ZM114 199V200H113ZM145 199V200H144ZM148 199V200H147ZM182 199V200H181ZM184 199V200H183ZM186 199V200H185ZM199 201H198V200ZM215 199V200H214ZM111 200V199H110ZM139 200V201H138ZM147 200V201H146ZM152 200V202H148V201H151ZM153 200H155V201H153ZM189 200H191V202L189 201ZM193 200H194V202H193ZM198 202H197V201ZM223 200V201H222ZM233 200V199H232ZM156 201H158V202H156ZM182 201V202H181ZM186 201V202H185ZM208 201V202H207ZM222 201V202H221ZM134 202V203H133ZM138 202H140V203H138ZM144 202V203H143ZM156 202V203H155ZM160 202V204H158ZM176 202V203H175ZM195 202H196V204H195ZM211 202V201H210ZM111 203V204H112ZM131 203H133L132 204V206H130L131 205ZM137 203H138V205H137ZM155 204L157 207L156 208H154V205L153 204ZM173 203H175L174 205H173ZM185 203V204H184ZM199 204V205H198ZM142 205H144V206H142ZM177 206V207H174V206ZM137 206H139V207H137ZM143 207V209L145 210V211H143V209H142V207ZM159 206V207H158ZM160 206H162V207H160ZM194 206V208H192V207ZM199 206V207H198ZM123 207V208H122ZM171 207V209H169ZM183 207V208H182ZM152 208V209H151ZM164 208V209H163ZM168 208V209H167ZM246 208H248V206H246V205H241L240 207H238L237 209H239V211H234V214L237 216L239 213L241 214L242 212H244L245 210H246ZM123 209V210H122ZM172 209H173V211H175V212H172ZM175 209V210H174ZM185 209V210H184ZM187 209V210H186ZM200 209V210H199ZM147 210V211H146ZM159 210V211H158ZM162 210L164 211V212H162ZM169 210H170V213H169ZM190 210V211H189ZM192 210H194V212H192ZM140 211H142V212H140ZM150 213H149V212ZM152 211V212H151ZM156 211H158V212H156ZM182 211V212H181ZM186 211V212H185ZM147 212V213H146ZM154 212V213H153ZM167 212V213H166ZM178 212V213H177ZM123 213V214H122ZM153 213V214H152ZM163 213H165V214H163ZM147 214V215H146ZM152 214V215H151ZM157 214V215H156ZM159 214V215H158ZM194 214V215H193ZM123 216V217H122ZM155 216V217H154ZM157 216V217H156ZM113 218V217H112ZM144 218V219H143ZM150 219H152V220H150ZM143 220H144V222H143ZM146 220H147V222H146ZM155 220V221H154ZM222 220V219H221ZM220 220V221H221ZM243 219H240V221H242ZM117 221V220H116ZM150 222V224H149V222ZM239 221V222H240ZM118 222V221H117ZM135 222V223H134ZM137 222H139V223H141V224H139V226L141 227V229L140 228H137V227H139L138 225H136L135 226V224H138ZM168 222V221H167ZM222 222V221H221ZM113 224L114 223H116L115 221H113L112 222ZM122 223H124V222H122ZM124 223V224H125ZM144 223H146L147 224V226H146V224H144ZM118 225L119 224H117L115 227H118ZM145 225V226H144ZM135 226V227H134ZM220 228V226H219V223H214V224H211L210 222H207V224L204 226V229L203 230H208V231H212V230H215V231H218V229ZM126 229V228H125ZM125 229L123 228V230L121 231V229L119 228V232L121 231V233H123L124 231H125ZM139 231H138V230ZM140 232V233H139ZM142 232V233H141ZM137 233H138V235H137ZM104 233L102 232V235H103ZM134 234H136V235H134ZM135 237H134V236ZM133 236V237H132ZM138 236V237H137ZM137 237V238H136ZM109 238H111V236H109ZM119 240H121V239H119L118 238V240H117V238H115V240L113 241V243L114 242H119ZM122 241V240H121ZM119 242V243H115L116 245H118L117 247H119V250L121 251L123 248L125 249L127 246H130L131 245V243H133L132 241L129 243L128 242V244L127 243H123V241L122 242ZM102 243V242H101ZM125 244H126V246H125ZM130 244V245H129ZM125 246V247H124Z\"/></svg>",
	"mask_w": 264,
	"mask_h": 264
}]
</instances>
